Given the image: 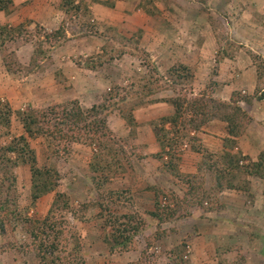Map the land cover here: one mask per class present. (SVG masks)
<instances>
[{"label": "rangeland", "instance_id": "obj_1", "mask_svg": "<svg viewBox=\"0 0 264 264\" xmlns=\"http://www.w3.org/2000/svg\"><path fill=\"white\" fill-rule=\"evenodd\" d=\"M142 3L76 0L83 9L67 13L62 0H14L9 13L0 12V28L22 26L14 39L0 35V111L10 110V123L0 125V147H24L15 138L24 133L23 112H47L41 127L55 130L63 124L51 108L62 114L77 102L85 119L71 130L63 126L61 137L79 135L77 127L99 117L110 129L106 139L120 148L61 138L56 143L64 153L48 144L49 135L28 137V156L37 153L39 168L52 169L60 179L56 190L33 203L28 166L15 169L18 185L10 181L11 171L0 172V201L10 200L0 210V264H42L37 228L45 250L56 230H63L67 247L59 241V249H49L57 263L65 256L63 262L75 264H264V175L245 172L264 156V0H155L160 11L152 15ZM60 27L64 38L48 42L44 35ZM225 48L234 56L220 58ZM180 64L194 69L184 82L178 80ZM203 94L228 101L247 97L240 105L248 128L229 137L218 119L190 127L195 116L186 102L177 128L184 139L176 172H170L157 156L153 123L175 113L167 99L192 101ZM94 106L97 118L89 113ZM129 112L133 124L125 119ZM165 129L176 134L169 123ZM97 154L112 163L108 173L90 168ZM225 169L236 188L219 191L216 177ZM223 183L228 186L227 179ZM57 192L72 207L49 217ZM157 210L167 212L161 213L164 219L153 215ZM126 214L140 226L130 248L107 241L118 234L109 220Z\"/></svg>", "mask_w": 264, "mask_h": 264}, {"label": "trees", "instance_id": "obj_2", "mask_svg": "<svg viewBox=\"0 0 264 264\" xmlns=\"http://www.w3.org/2000/svg\"><path fill=\"white\" fill-rule=\"evenodd\" d=\"M75 1L76 0H62V6L66 10L67 13L71 12H77L81 11L83 9V5L79 4L75 6ZM165 2L169 0H164ZM155 0H143V8L148 12V14H155L158 13L160 10L157 8V6L154 4ZM82 3V2H81ZM84 3V2H83ZM14 0H0V12L4 13H9L11 11V8L13 7ZM85 13H89L90 10H88V7L85 6ZM22 28V26L20 27ZM19 26L17 28H10L7 25H4L0 28V35L4 36L9 39H14L15 36L19 33L20 30ZM65 31L63 30L62 27L60 29L52 31L44 37L48 39V42H51L52 40H59L60 38H64L65 36ZM228 50V51H226ZM234 50L231 48H225L223 51L221 50L218 54L220 58L224 57H233L234 56ZM40 54L39 49L37 48L35 55L33 56V59H35L38 55ZM5 63H7V60H5ZM7 65V64H6ZM8 66V65H7ZM10 69V65L8 66ZM177 67V72H178V80L181 82L186 81V78H189L192 76L194 69L188 65L185 64H180ZM259 67L262 68V64H259ZM180 70H185L188 72L187 75H184V73L180 72ZM262 69H260L259 72V79L262 78L263 73L261 74ZM206 95V94H205ZM203 96L201 97H196L194 100L189 101V100H183V102H178V98H170L167 99L168 102H170L172 105L176 107V111L173 115L170 116H165V118H161L159 121H155L154 124V132L155 136L157 138V141L160 145V152H157V156L160 160L164 161V167L167 168L170 172H176V162H177V157L176 153L178 151L180 142L182 139H184V135L181 136L180 138V130L177 131V128L179 129V125L182 123L184 119V104L187 102L189 104L190 111L194 114L195 117H192L188 120L190 127H194L195 129H201L204 125L208 124L210 121L214 119H218L219 121L223 122L226 124V130L227 133L230 136L236 137L239 136L240 133L242 134L247 128H248V113H246L242 107H241V102L244 99H247V97H237L235 95L232 96L231 100H223L221 98H215L211 96ZM180 99V98H179ZM181 100V99H180ZM179 100V101H180ZM9 111L5 110L4 112L0 111V125H6L7 123H10L9 119ZM59 110H56V108H51L50 112L57 115V117H61L62 119V124L63 126H67L70 128H75L76 124L79 123L80 121H84L85 117L83 115L85 114L82 110L79 104L76 102H72L71 104H68V106L63 107L60 114L57 112ZM98 106H94L89 110L90 115L92 114L94 117H98L99 112H98ZM44 114L45 118L48 116L47 112H35V111H30V112H23V128H24V133L21 135L16 136V141L18 143L22 142L24 144V147L20 150L17 145L12 142V144L7 145L4 144L0 147V172L5 174L7 171H11V177H9L10 181L14 182L16 184L17 182V174L15 173V169L21 165H29L31 174H32V180H31V197L33 203H36L40 198L46 196L48 193L53 192L54 190L57 189V183L60 179V174L59 176L55 171L52 169H49L48 167H41L39 168L38 165V157L37 153L29 155V150H30V145L28 144L29 142L27 141L28 137H33L36 133L49 135L53 139L49 141L50 146H58L60 148H63V152L66 153L67 150L65 147L61 146L59 142L61 140V136L63 134V126L62 127H55V130H43L41 127V122L42 117L41 114ZM131 113V112H129ZM39 117V118H38ZM125 119L127 122L130 124H133L135 122V119L133 118V114L131 113L130 115H125ZM9 121V122H8ZM39 123V124H38ZM171 124L173 129L176 130V134L172 133L173 136H170V131H167L165 129V124ZM55 124H59V122H56ZM56 126V125H55ZM78 128V127H77ZM75 129L78 131L79 135H70L69 137L67 136L66 138H62L63 140H77L80 141L79 138L88 140V141H95L98 143H101L104 141L105 145L109 148L112 149V151L116 152L120 148L117 145V142H110L109 140L106 139L108 136L107 133L109 127L107 126V121L104 118H97L96 120L90 121L88 124H85V127L82 126V128L79 130ZM87 130V134L84 135L83 129ZM171 131V132H174ZM60 139V140H59ZM57 140V141H55ZM59 140V141H58ZM105 146V147H106ZM168 149V150H166ZM60 150L56 151L59 153ZM199 151H202V149H199ZM20 152V156L15 157L12 156L15 153ZM28 152V154H26ZM204 153H207L204 152ZM164 154L168 155V158H170V162L168 160H164ZM205 155V154H204ZM103 159V161H102ZM260 159V158H259ZM219 163L218 160H214V162ZM264 156H262L261 160L258 162H252L250 165H246V171L245 172H250V174H256V175H264V171L262 172V169L264 168ZM234 163H231L230 169L233 170L234 168ZM113 167L112 163L109 160H106L100 155L97 154L95 157V160L93 163H91L90 168L93 170V172H96L98 170H103L105 173H108V170H111ZM225 169L223 170L219 176L216 177V182H217V187L219 191H223L225 188H236L234 185V177H232L230 180L227 178V174L232 175V172H227ZM256 172V173H255ZM57 176L59 179L57 180ZM226 176V177H225ZM196 177V176H194ZM224 179H227V185L225 186ZM5 178L0 179V194H2L3 188H5V183L3 182ZM16 187V185H15ZM201 192H203L201 190ZM57 196L49 210V217H56V213L62 210H70L71 209V203L69 201V197L65 193L57 192ZM0 210L2 209L5 211L9 205L10 200L7 198L5 200L0 201ZM168 209V207H167ZM170 209V208H169ZM162 210V209H161ZM165 211V210H163ZM161 213L163 215H166L167 212ZM160 213V210H157L156 212L153 213V215L159 219H164L162 214ZM121 217H124V221H121ZM115 217L112 218V221L109 220V223L113 228L118 232L117 235H113L108 242L112 241L114 239L116 244L121 245L122 248H130L131 244L134 242V237L135 233H138L140 230V226H134L132 225V215H123V216ZM119 220V226L117 227L115 222ZM38 224V223H37ZM56 226H52V230L55 231ZM34 228V226H33ZM39 229H36V232L33 233L34 236L38 239V253L37 257L39 258L40 262L42 264L46 263H51V264H75L73 260L68 261V262H63V258L59 257L58 259L62 263H57V257H55L54 260H50L49 255L51 253L53 254L52 251H55L59 249L60 243H63L65 241V246L66 245V238H64V233L63 230H56L57 236L55 239L53 238V245L49 247V249H52L50 251L49 249L45 250L44 246L45 243L41 237V234L39 233ZM41 233H44V229L41 230ZM45 235V234H44ZM46 238L51 239V236L45 235ZM60 241V243H59ZM64 246V247H65ZM65 247V251L67 252V249ZM72 257V255H71Z\"/></svg>", "mask_w": 264, "mask_h": 264}, {"label": "crops", "instance_id": "obj_3", "mask_svg": "<svg viewBox=\"0 0 264 264\" xmlns=\"http://www.w3.org/2000/svg\"><path fill=\"white\" fill-rule=\"evenodd\" d=\"M23 166H28L29 167V165H21V166L17 167V169L20 168V167H23ZM17 185H18V176H17ZM29 187H30V185H29ZM30 192H31V187H30Z\"/></svg>", "mask_w": 264, "mask_h": 264}]
</instances>
